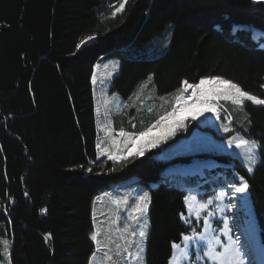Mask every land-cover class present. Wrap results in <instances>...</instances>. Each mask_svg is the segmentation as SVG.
Instances as JSON below:
<instances>
[{
  "label": "trees",
  "instance_id": "1",
  "mask_svg": "<svg viewBox=\"0 0 264 264\" xmlns=\"http://www.w3.org/2000/svg\"><path fill=\"white\" fill-rule=\"evenodd\" d=\"M121 1L125 8L113 14ZM166 31L165 53L149 59L163 50ZM118 55L133 58L113 79L111 90L122 98L149 77L158 97L184 81L220 77L264 99V3L0 0V264L5 240L8 264H89L93 202L131 178L148 198L144 264H168L172 244L188 232L180 220L185 192L216 185L210 170L204 185L199 176H166L193 158L160 162L158 149L121 161L98 158L91 79L100 59ZM230 126L259 146L252 173L235 158L219 161H232L235 175L247 180L264 247V105L244 103Z\"/></svg>",
  "mask_w": 264,
  "mask_h": 264
},
{
  "label": "rangeland",
  "instance_id": "2",
  "mask_svg": "<svg viewBox=\"0 0 264 264\" xmlns=\"http://www.w3.org/2000/svg\"><path fill=\"white\" fill-rule=\"evenodd\" d=\"M251 1L260 3L258 0ZM123 2L114 5L113 14L119 12L117 9ZM234 30H237V28H234ZM254 34L256 39L259 35L255 32ZM164 37L163 50L153 53L148 51L150 53L148 55L149 59L165 53L170 31H166ZM91 41L87 40L86 44ZM132 60L133 58H129L128 55L123 58L120 55L111 56L100 59L93 69L96 83H93L92 79L91 83L97 144L100 145V148H97V155L100 159H108V152L117 157L127 156V148L132 145L127 144V137L120 136L121 131L136 138L140 132L146 131L161 117L172 113L173 110L179 114V109L185 103L188 105L193 104L200 95L198 89L180 91L184 87V84H182L176 92L158 97L153 93L149 80L137 86L131 97L122 98L117 90H111L113 79L119 75L121 67L132 64ZM118 88H120V85H118ZM211 103L217 111H206L203 115L198 116L196 120H192L191 115L186 113L183 128H178L174 136L158 145L157 148L148 150L158 149L157 157L160 162H168L173 158H193L189 164L171 166L164 173L166 176H199L202 181L201 185H204L207 182L203 177L205 170L214 171L216 174V185L211 189H201L200 191H197L198 188L195 190L188 189L185 192L183 199L184 213L180 216V220L188 228L186 235L192 237L197 233H202L204 228L202 221L209 212L214 213L215 218L217 215H220L221 219L223 216H227L233 243L242 255L246 253L243 257L244 264H249V261L251 264H263L256 260L258 254L262 255L264 262V247L260 242L258 229L247 200V193L236 194L242 197L240 200H237L235 195L222 201L214 199L215 195L221 190L229 191L225 187L227 183H237V186H239L238 181L234 179L237 175L232 169V161H230V164H223L220 163L219 158L229 160L235 158L244 165L245 169L249 166L250 161L247 157L250 154V146L235 147L237 142L245 139L237 134H232L230 123L235 120V114L239 113V109L244 103H253L246 99L240 103H234L231 99L223 97L215 99ZM225 127L229 129V132H224ZM151 134L158 135L159 129L154 128ZM230 138L233 140L231 146L227 144ZM113 140L116 141L115 145L112 143ZM256 151L257 148L251 152L255 160ZM102 152L103 154H101ZM200 154L207 156V158H194ZM117 161H121V159H117ZM181 185L185 186L186 184L181 182ZM151 188H154V186L151 185ZM144 194H146L145 190L136 182V179L131 178L111 186L108 190L100 193V200H94L92 217L97 240L94 241L95 257H91L89 264H144L148 233L147 210L142 213L133 211L136 203L139 202V195ZM193 197L195 199H192ZM125 199H127V203H124ZM209 199H213V203L206 209H200L201 221L197 223L195 211L189 214V211L186 210L185 201L200 205L202 203L206 204ZM229 199L232 201L231 207H228ZM221 208L224 209L223 213L220 211ZM133 217L136 218L133 219ZM212 224L219 232L221 231L222 224L219 227L216 223ZM141 230L145 232L144 237L139 236ZM183 236L180 242H182ZM225 244H227V236L224 235L221 238V249L224 248L223 245ZM3 246L2 264H8L9 245L4 244ZM184 247L185 244L180 246L181 253ZM186 252L193 255H187L189 261L184 264H210L206 258L195 250L193 244L189 246Z\"/></svg>",
  "mask_w": 264,
  "mask_h": 264
},
{
  "label": "snow or ice",
  "instance_id": "3",
  "mask_svg": "<svg viewBox=\"0 0 264 264\" xmlns=\"http://www.w3.org/2000/svg\"><path fill=\"white\" fill-rule=\"evenodd\" d=\"M258 2L264 3V0H258ZM124 8H125V4L121 3L117 11H122ZM87 39L91 41L93 40V37L89 36ZM81 44H84V41H81ZM81 44H77L76 47L79 49L81 47ZM87 46L88 45L85 44V47ZM150 79L151 77H149V80ZM92 81L93 83H96L95 75H93ZM188 89H198L200 92V95L196 98L193 104L188 105L187 103H185V105L179 109V114H177V112L173 110L172 113L161 117L160 120H158L155 124L149 127L146 131L140 132L139 136L136 138L129 135L128 133H125L124 131H121L119 133L120 136L127 137V144H131L132 146L127 148V156L117 157L113 153L108 152V159L115 161L117 159L127 160L128 156L143 157L147 149L157 148L158 145L167 141L170 137L174 136L178 128L184 127V119L186 113L191 115L192 120H196L198 116L203 115V113L206 111L207 112L217 111V109L211 103V101L215 99H219L223 97L225 99H231L234 103H240L242 100L246 99L247 101H251L255 105H264V99L257 98L255 95H251L248 92L243 91L236 83H233L232 81L227 79H222L220 77H212L210 79H200L198 84H188L187 81H184V87L181 88L180 91L185 92ZM193 95H195V93H193ZM189 99H191V97H189ZM154 128L159 129L158 135L151 134ZM224 132L226 133L229 132V129L225 127ZM146 137L147 139H145ZM112 143L113 145H115L116 141L113 140ZM232 143L233 140L231 138L228 139L227 144L231 146ZM242 146H250L249 148L250 154L247 157L250 163L246 171L247 173H252L253 172L252 165L256 164L257 161L253 158L251 152L253 149L258 148L259 146L254 140L253 141L240 140L235 145L236 148H241ZM97 148H100L99 144H97ZM101 154H103V152ZM87 171L91 172L92 170L91 168H89L87 169ZM234 179L238 181L239 186H237V183H232V182L227 183L225 187L229 189V191L221 190L214 197L216 201H222L233 195H235V198L237 200L242 199L240 195H236V194L245 193L246 190L249 188V184L243 175L236 177ZM96 199L100 200L101 197L97 196ZM147 199H148L147 194L139 195V202L136 203L133 211L137 213H142L146 211ZM192 199H195V197H193ZM124 203H127V199H125ZM212 203H213V199H209L206 204L202 203L200 204L199 209H195V217L197 223L201 221L200 209H206ZM231 205H232V201L231 199H229L228 207H231ZM188 207H189V214H191L194 211L193 206L189 205ZM220 211L221 213H223L224 209L221 208ZM212 216H214V213L209 212L207 213V216L203 219L202 221L204 226L203 233H197L195 236L192 237L188 235L183 236V240L186 246H188L192 240H196L199 245L198 253L201 254L202 257L206 258L207 260L212 261L213 264H224V261L226 259L228 261V264H244L240 250L233 247L232 236L230 235L231 227L227 216H223L221 220H217L215 221V223L217 224L218 227L220 224H222V228L220 230L223 232L225 236H227L229 243L223 245L224 253L217 252L216 249L213 247V244H221V237L216 235H212L211 237H209L207 235V232L209 230V225L214 222L211 219ZM135 218L136 217H133V219ZM133 235H135V233H133ZM139 236L144 237L145 232L141 230L139 232ZM91 239L93 241H96L97 235L93 233ZM4 243L7 244V241L5 240ZM172 248L179 249L180 245L173 243ZM205 249L207 250L205 251ZM225 253H227L228 255L225 256ZM185 255H193V254L185 252ZM244 255H246V253ZM94 257H95V253H93V258ZM170 264H172L171 261ZM249 264H251L250 261Z\"/></svg>",
  "mask_w": 264,
  "mask_h": 264
},
{
  "label": "bare ground",
  "instance_id": "4",
  "mask_svg": "<svg viewBox=\"0 0 264 264\" xmlns=\"http://www.w3.org/2000/svg\"><path fill=\"white\" fill-rule=\"evenodd\" d=\"M189 205H192V206H193L194 211H195V209H199V206H200V205H198L197 203H188V201L186 200V201H185V206H186V210H187V211H189V207H188ZM211 219L214 221L213 223H215V221H217V220H221L220 215H217L216 218H215V216H212ZM203 232H204V228H203V230H202V233H203ZM207 235H208L209 237H211L212 235L220 236L221 238L224 237L223 232H222V231L219 232L218 229H216V228H215V225H213V224H210V225H209V230H208V232H207ZM228 243H229V241H228V238H227V244H228ZM182 244H185L184 240H182V242L179 243L180 246H181ZM192 244L194 245L195 250L198 252L199 245H198V243H197L196 240H192L188 246H186V244H185V247H184L182 253L180 252V249H173V251H172V257H171V259L169 260V264H170V261L172 262V264H184L185 262H188V261H189V258L187 257V255H185V252H186V250H188L189 246L192 245ZM220 245H221V244H213V247L216 249L217 252H219V253H224V248L221 249ZM233 247H234V248H237L236 245H235V243H233ZM206 250H207V249H205V251H206ZM220 250H221V251H220ZM227 255H228V254L225 253V256H227ZM261 256H262V255H258V254H257V258H256V260L259 261L260 263H263V264H264V262H263V258H262ZM243 257H244V255H242V259H243ZM200 259H201V258H200ZM253 260H254V259H253ZM208 261H209V260H208ZM209 263H210V264H213L212 261H209ZM224 264H228L227 259L224 261Z\"/></svg>",
  "mask_w": 264,
  "mask_h": 264
},
{
  "label": "water",
  "instance_id": "5",
  "mask_svg": "<svg viewBox=\"0 0 264 264\" xmlns=\"http://www.w3.org/2000/svg\"><path fill=\"white\" fill-rule=\"evenodd\" d=\"M87 40H88V39H87ZM87 40L84 41V44H86ZM84 44H81V46L84 45ZM80 48H81V47H80Z\"/></svg>",
  "mask_w": 264,
  "mask_h": 264
}]
</instances>
